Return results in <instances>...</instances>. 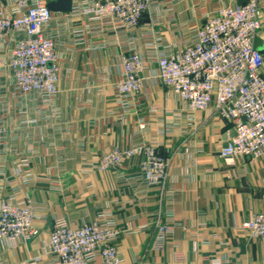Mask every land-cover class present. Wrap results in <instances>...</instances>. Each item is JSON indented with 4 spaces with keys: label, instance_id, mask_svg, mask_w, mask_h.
Returning <instances> with one entry per match:
<instances>
[{
    "label": "built area",
    "instance_id": "obj_1",
    "mask_svg": "<svg viewBox=\"0 0 264 264\" xmlns=\"http://www.w3.org/2000/svg\"><path fill=\"white\" fill-rule=\"evenodd\" d=\"M56 1L0 0V105L40 102L51 119L49 127H56L61 122L55 102L61 94L62 68L70 61L61 43L70 42L74 52L80 53L105 51L115 40L118 46L126 45L120 53L121 79L114 86L122 107L120 118L128 112V100L139 96L148 81L172 93L189 113L190 123L196 112H209L212 118L235 125V136L219 153L227 174L244 175L237 169V160L264 158V55L257 45L264 29V0H246L242 5L238 0H216L200 21L195 15L185 24L178 21L176 7L187 0H72L70 12L49 10L48 4ZM166 17L174 21L171 42L159 30L167 27ZM146 18L149 26L143 25ZM122 34H127L124 41L118 38ZM147 36L153 38L147 47L154 50V57L146 58L138 46ZM22 109L25 117L32 111ZM33 111L39 116V109ZM5 114L0 106V147L18 131L17 124L9 128ZM172 115L175 122L167 130L162 125L160 136L171 128L181 129V112ZM35 122L27 120L26 124L36 128ZM145 129V124L140 125L141 131ZM160 147L158 140L128 149L115 147L101 154L94 169L119 170L124 159L141 158L142 185L161 188V205L169 193L170 164ZM27 151L34 153V146L28 144ZM16 168L24 186L35 181L29 156H21ZM16 195L0 200L2 246L33 242L40 234L37 224L46 220L43 206L30 200L18 202ZM162 215L160 208L154 243L159 251L173 238L176 221L172 213ZM51 226L43 252L19 264H124L116 246L123 232L105 215L79 227L65 217H54ZM238 230L264 242V213L245 220ZM174 260L184 262L185 257L177 252ZM222 262L213 260L212 264ZM137 264L149 263L140 258Z\"/></svg>",
    "mask_w": 264,
    "mask_h": 264
},
{
    "label": "crops",
    "instance_id": "obj_2",
    "mask_svg": "<svg viewBox=\"0 0 264 264\" xmlns=\"http://www.w3.org/2000/svg\"><path fill=\"white\" fill-rule=\"evenodd\" d=\"M215 1L177 4L178 21L185 24L195 15L200 21ZM144 22L149 26L147 18ZM172 22L166 17L167 27L159 29L169 42ZM126 37L118 36L123 41ZM152 40L147 36L138 43L146 58L154 57V50L147 47ZM114 41L105 51L80 53L74 52L70 42L61 43L70 61L62 68L61 94L55 102L61 122L56 127H49L51 119L40 102L8 106L4 116L9 128L17 124L18 131L0 147V200L17 194L18 202L30 200L43 206L46 220L37 224L40 234L33 242L0 245L1 264H19L42 253L49 243L54 217H65L79 227L101 215L118 229L127 230L116 243L124 264H137L140 258L149 264H212L213 260H223L221 264H264V242L238 230L245 220L264 213V158L245 163L237 160V169L244 175L227 174L219 153L235 136V125L216 120L209 112H196L190 123L183 104L161 85L148 81L139 96L128 100V112L120 118L122 107L114 86L121 79L120 53L126 45L118 46ZM257 45L264 47V29ZM12 105L19 109L15 120L10 119L14 116ZM25 107L32 108L26 117L22 113ZM35 109H39V116ZM176 112L182 115L181 129L171 128L160 136L161 126L167 130L175 122L172 114ZM27 120H36L32 124L36 128H29ZM142 124L144 131L140 130ZM156 140L161 143L160 152L171 160L169 193L161 205V188H145L137 181L138 160H126L116 172L91 168L102 153L115 147L127 149ZM28 144L34 146V153H28ZM21 156H29L35 178L28 187L17 174L16 163ZM159 208L163 217L172 213L176 220L173 238L163 251L154 249ZM177 252L184 255V262L174 260Z\"/></svg>",
    "mask_w": 264,
    "mask_h": 264
},
{
    "label": "water",
    "instance_id": "obj_3",
    "mask_svg": "<svg viewBox=\"0 0 264 264\" xmlns=\"http://www.w3.org/2000/svg\"><path fill=\"white\" fill-rule=\"evenodd\" d=\"M246 0H238V4L242 5ZM72 6V0H57L48 4V8L54 12H70ZM260 52L264 54V47L260 48Z\"/></svg>",
    "mask_w": 264,
    "mask_h": 264
},
{
    "label": "rangeland",
    "instance_id": "obj_4",
    "mask_svg": "<svg viewBox=\"0 0 264 264\" xmlns=\"http://www.w3.org/2000/svg\"><path fill=\"white\" fill-rule=\"evenodd\" d=\"M2 96V94L0 93V97ZM15 103H13V105H14ZM12 105V106H13ZM1 106V108L3 107L4 108V111H6L7 110V108L8 107H5V106H3V105H0ZM2 108V109H3ZM13 108H14V111H16V112H14L13 111V114L12 115H14L13 117L11 116V118L10 119H12V120H15L16 119V115H17V109H16V107L15 106H13ZM32 110V109H31ZM25 111V110H24ZM15 113V114H14ZM14 127H16V125L14 124V126H13V128ZM12 128V129H13ZM141 143V142H140ZM134 146V145H133ZM130 148V147H129ZM128 149V148H127ZM138 160V165H139V170H140V160H141V158H127V159H124L122 162V166L124 165V162L126 161V160ZM168 160H169V164L171 165V160H170V158H168ZM100 161V157H99V159H98V161L95 163V164H97L98 162ZM95 164H92L91 165V168L93 169V170H95V171H98V172H102V171H99V170H96V169H94V166H95ZM121 166V167H122ZM108 171H114V172H116V171H118V170H108ZM142 177H141V175H140V172H139V175L136 177V179H137V181H139L140 182V184H142V179H141ZM144 186V185H143ZM145 188H150V187H148L147 185H145ZM160 209V208H159ZM158 209V210H159ZM158 210H157V212H158ZM156 212V213H157ZM164 218V217H163ZM156 222V221H155ZM117 227V226H116ZM120 230V229H119ZM120 231H122L123 233L122 234H124V233H127V230L126 231H123V230H120ZM167 245V244H166Z\"/></svg>",
    "mask_w": 264,
    "mask_h": 264
}]
</instances>
